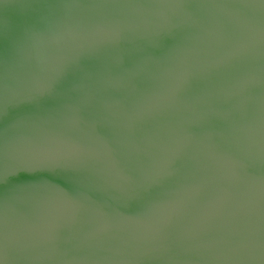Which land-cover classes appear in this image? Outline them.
I'll use <instances>...</instances> for the list:
<instances>
[{
    "label": "water",
    "instance_id": "95a60500",
    "mask_svg": "<svg viewBox=\"0 0 264 264\" xmlns=\"http://www.w3.org/2000/svg\"><path fill=\"white\" fill-rule=\"evenodd\" d=\"M0 264H264V0H0Z\"/></svg>",
    "mask_w": 264,
    "mask_h": 264
}]
</instances>
